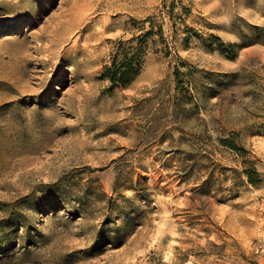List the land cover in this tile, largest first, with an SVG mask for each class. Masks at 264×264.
Segmentation results:
<instances>
[{"label":"rangeland","instance_id":"obj_1","mask_svg":"<svg viewBox=\"0 0 264 264\" xmlns=\"http://www.w3.org/2000/svg\"><path fill=\"white\" fill-rule=\"evenodd\" d=\"M260 240L264 0H0V264H262Z\"/></svg>","mask_w":264,"mask_h":264},{"label":"trees","instance_id":"obj_2","mask_svg":"<svg viewBox=\"0 0 264 264\" xmlns=\"http://www.w3.org/2000/svg\"><path fill=\"white\" fill-rule=\"evenodd\" d=\"M153 31H148L143 36H138V42L134 39H119L113 46L109 63L103 68V75L112 83L121 86H128L140 74L143 65V52L145 40ZM233 149H239L234 142L226 140ZM248 180L252 184L261 182L257 168L253 165L245 168Z\"/></svg>","mask_w":264,"mask_h":264},{"label":"built area","instance_id":"obj_3","mask_svg":"<svg viewBox=\"0 0 264 264\" xmlns=\"http://www.w3.org/2000/svg\"><path fill=\"white\" fill-rule=\"evenodd\" d=\"M252 251L260 258L262 264H264V241L260 240L254 243Z\"/></svg>","mask_w":264,"mask_h":264}]
</instances>
